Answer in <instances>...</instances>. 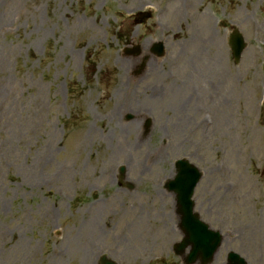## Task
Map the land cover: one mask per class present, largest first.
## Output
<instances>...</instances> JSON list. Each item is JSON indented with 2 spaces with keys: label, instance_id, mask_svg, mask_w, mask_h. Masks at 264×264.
<instances>
[{
  "label": "rangeland",
  "instance_id": "rangeland-1",
  "mask_svg": "<svg viewBox=\"0 0 264 264\" xmlns=\"http://www.w3.org/2000/svg\"><path fill=\"white\" fill-rule=\"evenodd\" d=\"M156 41L136 76L124 48ZM184 156L211 264H264V0H0V264H182L163 182Z\"/></svg>",
  "mask_w": 264,
  "mask_h": 264
},
{
  "label": "water",
  "instance_id": "water-1",
  "mask_svg": "<svg viewBox=\"0 0 264 264\" xmlns=\"http://www.w3.org/2000/svg\"><path fill=\"white\" fill-rule=\"evenodd\" d=\"M230 46L233 50V54L235 56V59L238 60L242 50L245 48L246 44L243 41L242 35L235 30L230 38ZM184 163L183 161H181ZM179 174L175 178L174 181L171 182V188L174 189V191L177 193V205H178V212L181 215V225L182 228H184L186 231V238L178 245L177 252L180 247H185L187 245H192V250L190 253V256H194L191 258L188 257V262H194L197 258H202V254L205 253H212L214 252L221 241V237L218 232H213L208 229V225L202 223L199 221L197 214H192V205L193 201H191V195L193 194V189L195 184L197 183L199 177L201 174L198 172V174L195 171V174L192 175L191 172L187 171V164L180 167L178 170ZM186 181V182H185ZM190 182V183H188ZM195 223V224H194ZM191 225H194L197 227L196 230V236L194 240L191 238L190 235L192 234ZM193 228V226H192ZM192 242V244H191ZM194 259V260H193ZM212 258H206V260L203 259L204 262L210 261ZM192 260V261H191ZM189 262V263H190ZM101 264H116L110 260H107L105 257L102 259Z\"/></svg>",
  "mask_w": 264,
  "mask_h": 264
},
{
  "label": "bare ground",
  "instance_id": "bare-ground-1",
  "mask_svg": "<svg viewBox=\"0 0 264 264\" xmlns=\"http://www.w3.org/2000/svg\"><path fill=\"white\" fill-rule=\"evenodd\" d=\"M118 104H119V103H116V104H115V108H114L113 111L119 110V113H122V112L125 110V109H124L125 106H124V104L122 103V104L120 105V107H121V108H120V107L118 106ZM182 104H183V102H182ZM119 113H118V114H119ZM115 114H117V113H112V117L115 118V116H116ZM114 115H115V116H114Z\"/></svg>",
  "mask_w": 264,
  "mask_h": 264
}]
</instances>
